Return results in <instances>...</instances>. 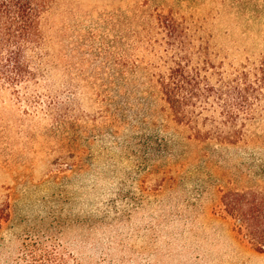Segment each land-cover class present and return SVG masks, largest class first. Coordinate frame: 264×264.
<instances>
[{
    "label": "rangeland",
    "instance_id": "obj_1",
    "mask_svg": "<svg viewBox=\"0 0 264 264\" xmlns=\"http://www.w3.org/2000/svg\"><path fill=\"white\" fill-rule=\"evenodd\" d=\"M35 39L0 82V264H264L228 209L264 219V0H46Z\"/></svg>",
    "mask_w": 264,
    "mask_h": 264
},
{
    "label": "trees",
    "instance_id": "obj_2",
    "mask_svg": "<svg viewBox=\"0 0 264 264\" xmlns=\"http://www.w3.org/2000/svg\"><path fill=\"white\" fill-rule=\"evenodd\" d=\"M46 0H0V82L8 87L16 88L32 77L22 59L23 53L34 45L37 36L38 21L41 9L45 7ZM160 29L173 39L177 36L181 39L180 28L172 23L159 18ZM184 70L172 71L169 82L162 83L163 97L173 115L189 127H194L195 120L188 110L196 109V103H189L181 93L189 85L188 78L184 77ZM183 79L182 85L173 82ZM2 84V87H7ZM191 95L195 94L194 86H191ZM189 88V87H188ZM3 89L0 88V91ZM180 90V92H179ZM198 99V98H197ZM236 122V121H235ZM233 126L236 123L231 122ZM229 203L230 215L238 220L240 229H249L250 233L258 241L260 250L264 249V224L261 215L253 210L248 212L243 207ZM239 204V203H238ZM262 222L259 224V222ZM23 257L22 264H55L56 257L37 248H29Z\"/></svg>",
    "mask_w": 264,
    "mask_h": 264
}]
</instances>
